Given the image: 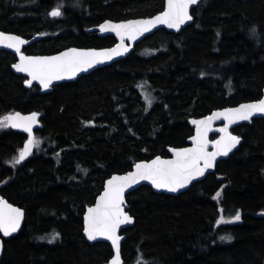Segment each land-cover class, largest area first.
<instances>
[{
	"label": "trees",
	"instance_id": "16d2710c",
	"mask_svg": "<svg viewBox=\"0 0 264 264\" xmlns=\"http://www.w3.org/2000/svg\"><path fill=\"white\" fill-rule=\"evenodd\" d=\"M163 3L0 0V31L39 34L24 52L54 54L103 45L84 31L105 20L154 16ZM57 5L63 14L51 17ZM192 17L179 33L159 30L125 59L48 94L25 89L10 69L14 57L0 52V117L37 111L42 124L34 135L39 148L15 167L10 162L26 136L0 134V194L25 216L20 232L3 240L0 264L107 262L111 248L82 235L84 210L105 180L137 161L167 157L168 147L186 146L188 118L261 98L264 0H202ZM141 85L155 98L151 107ZM231 133L242 139L238 149L189 190L169 196L141 187L126 197L134 225L123 232V264H264V119ZM237 211L239 221L217 225ZM227 235L232 239H220Z\"/></svg>",
	"mask_w": 264,
	"mask_h": 264
},
{
	"label": "snow or ice",
	"instance_id": "6c2138e0",
	"mask_svg": "<svg viewBox=\"0 0 264 264\" xmlns=\"http://www.w3.org/2000/svg\"><path fill=\"white\" fill-rule=\"evenodd\" d=\"M199 2L200 0H165L163 10L151 18L127 20L120 23L105 21L99 25L100 32H114L120 39V43L114 48L102 50L69 48L53 56H26L21 51V46L27 41L18 35L4 32H0V45L14 49L19 55V61L13 64V68L17 72L27 73L30 79L25 80L26 85L31 86L33 81H38L43 89H48L53 81L71 79L80 72L87 71L95 65L127 52L128 47L124 42L126 38L135 40L138 36L150 32L157 25H166L168 28L179 30L181 25L193 20L189 11L190 7ZM61 7L57 5L49 15L54 18L61 16L63 14ZM143 95L146 105L151 107L155 98L147 92ZM256 114H264V98L240 104L235 108L213 112L210 116L200 120H192L191 123L196 125V134L191 137V147L171 148L172 159H161L157 156L151 161L136 163L134 170L125 175H113L107 180L103 194L99 196L95 206L88 207L85 213L83 230L90 241L103 237L111 242L114 255L109 260V264H122L121 237L117 234V230L122 224L132 222V217L122 207L125 190L140 181H149L154 188L166 189L169 192H176L186 187L197 177L203 176L207 169L212 168L218 156H227L240 143V137L228 131L229 125L237 121H250ZM38 116L36 112L27 116L16 112L0 117V128H18L28 134V139L23 148L19 150L18 156L10 162L13 167L30 156L34 148H39L40 141L33 135V125L37 123ZM221 117L227 123L218 130L223 135L220 139L212 141L214 151L210 152L208 132L211 130L212 122ZM219 196L220 193L217 192L214 199ZM23 217L24 212L21 208L14 207L5 199L0 198V233L3 236L8 237L15 233L20 228ZM240 219L241 213L237 211L235 216L231 217V221H224L221 217L217 220V225ZM58 236L59 233L52 234L49 243ZM220 239L231 240L232 237L227 235Z\"/></svg>",
	"mask_w": 264,
	"mask_h": 264
},
{
	"label": "water",
	"instance_id": "95a60500",
	"mask_svg": "<svg viewBox=\"0 0 264 264\" xmlns=\"http://www.w3.org/2000/svg\"><path fill=\"white\" fill-rule=\"evenodd\" d=\"M201 1H202V0H200V2H201ZM200 2H199V3H200ZM199 3H198V4H199ZM198 4H197V5H198ZM164 5H165V0H164V3H163V8H164ZM197 5H194V6L190 7V10H189V11H190V15H191V16H192V10H193ZM157 14H158V13H157ZM157 14H156V15H157ZM154 16H155V15H154ZM151 17H153V16H151ZM151 17H147V18H151ZM137 19H142V18H137ZM129 20H135V19H129ZM106 21H111V22H113V23H120V22H123V21H112V20H106ZM125 21H127V20H125ZM192 21H193V20L186 22L184 25H181L179 30H178V29H175V28H168L166 25H157V26H156L155 28H153L150 32H147V33H145V34L142 35V36H138L135 40H128V39L126 38L124 42H125V44H126L127 47H128V51H127V52H124L122 55H119V56H114L113 59L108 60V61H105V62L102 63V64L95 65L93 68H91V69H89V70H87V71L80 72V73H78L75 77H73V78H71V79L65 78V79H63V80L53 81V82H52V86H50L48 89H43V88L39 85V82H38V81H33V83H32L31 86L26 85V84H25V81H24V82H23V87H24L25 89H28V90L31 89L32 87H37V88L39 89V91H40V94H48V93H50V92L52 91V89H53L55 86H58V85L63 84V83L74 82V81H76L79 77H81V76H83V75H87V74L93 72L94 70H96V69H98V68H102V67H105V66H109V65H111V64H113V63H115V62H117V61H120V60L125 59V58H126L127 56H129L130 53L134 50V48L136 47V45H138L142 40H144L146 37L151 36V35L154 34L155 32H157V31H159V30H165V31H167V32H169V33L177 34V33H179L181 30H183L185 27L189 26V25L192 23ZM104 22H105V21H103V22L100 23V24H103ZM100 24H99V25H100ZM99 25L96 26V27H92V28L87 29L86 32H87V33L97 32V35H98L99 37H105V36L113 37V39L115 40V43H114V45L111 46V47L101 48V49H95V50H102V49L114 48L117 44L120 43V39H119V37H117L116 34H115L114 32H103V33L100 32V30H99ZM0 32H3V31H0ZM4 33H6V34H12V33H7V32H4ZM14 35H16V34H14ZM20 37H21V36H20ZM21 38L24 39L25 41H27L26 44H24V45L21 46V51H22L23 54L26 55V56H41V57H42V56H53V55H57V54H59V53L62 52V51H66L67 49H69V48H66V49L61 50V51H59V52H57V53H54V54H44V55H41V54H26V53L24 52V48L27 47V46H29V45H31V44H33V43H35L36 41H38V40L40 39V35L37 34V35H35V37H32V38H23V37H21ZM70 48H75V47H70ZM77 49H84V50H87V49H91V48H77ZM92 49H93V48H92ZM1 51H2V52H7V53H11V54H13V55L16 57V62H15L14 64L18 63V61H19V55L15 52L14 49H9V48H6V47L0 45V52H1ZM11 71H12V73H14V74L17 75V76H22V77H24L25 80H26V79H30V78L27 76V73L17 72L16 69L13 68V64L11 65ZM261 98H264V86H263V89H262V96H261ZM261 98H260V99H261ZM260 99H259V100H260ZM257 101H258V100H257ZM252 102H255V101H252ZM246 103H251V102H244V103H241V104H246ZM239 105H240V104H238V105H236V106L225 107V108H235V107H238ZM225 108L214 110V111L210 112L209 114H207V115H205V116L196 117V118H194V117L189 118L188 121H187V123H188L189 127L192 129V135L187 139V141H186V142H187V145L184 146V147H181V148H188V147H191V146H192V140H191V137L194 136V135L196 134V125H194V124L191 123L192 120H200V119H203L204 117L210 116L213 112H216V111H222V110L225 109ZM33 112H36V113L39 114V116H38V118H37V123L33 125V135H35V133H36L37 131H39V130L41 129V127H42L41 120H40V118H41L40 113L37 112V111H32V112H29V113H21V112H19V113H21V115H23V116H27V115H30V114L33 113ZM15 113H16V112H15ZM255 119H264V114H256V115H255L250 121H237L236 123H233V124L229 125V127H228V131L231 133V131H232L234 128L240 127V126H242V125H249V124H251V122H252L253 120H255ZM226 123H227V121H225V120L223 119V117H221V118L218 119V120H214V121L212 122L211 130L208 132V140H209L208 150H209L210 152H211V151H214V148H213V146H212V141H215V140L220 139L221 135H223V134L220 133L218 130H219L220 128L224 127ZM11 129H12L13 132H16V133H20V134L25 135V136H26V140H25V142L27 141V139H28V134H27L26 132H24L22 129H18V128H11ZM231 134H232V133H231ZM214 135H215L216 137H215L214 139L211 140V139H210L211 136H214ZM232 135H234V134H232ZM235 136H236V135H235ZM25 142L23 143V146H24ZM241 142H242V139L240 138V143H239V144H238V145H237V146H236L231 152H229V154H228L227 156H218V157L216 158V161L214 162V166H213L212 168H210V169H207V170L205 171V173H204L203 176H199V177H197V178L194 179L191 183H189L186 187L181 188V189H179V190L176 191V192H169V191L166 190V189H156V188H154V187L151 185V183H150L149 181H140L138 184H135V185H133L131 188L126 189V190H125V195H124V205L122 206L123 209H124V211L127 212V214L130 216V214L128 213V210H127V209H128V206H127V203H126V197H127L129 194H131L132 192L136 191L137 189H139V188H141V187H148V188H150V189H151L154 193H156V194H164V195H169V196H178L179 194L184 193L185 191L189 190L190 187H191L192 185H194L195 183H198L199 181L203 180L207 175L213 174V173L215 172L216 165H217L220 161H225V160H227V159L229 158V156L232 155V153H234V152L238 149V147L240 146ZM23 146H22V148H23ZM171 148H173V147H168V148H167V153H168V156H167V157H162V156H159V157H161V159H172V158H173V154H172V152L170 151ZM155 157H157V156H155ZM155 157H154V158H151L150 160L137 161V162H135V163L132 165L131 169H130L129 171H127L126 173H122V174H113V175H120V176L125 175V174H127L128 172H131V171L134 170V165H135L136 163H139V162H148V161H151L152 159H155ZM27 158H28V157H27ZM27 158H26V159H27ZM26 159H25V160H26ZM25 160H24V161H25ZM113 175H111L109 178H107V179L105 180V182H104V184H103L102 191H101L100 194L96 197L94 203H93L92 205L87 206V207L85 208L84 213H83V217H82V218H83V222H82V224H83V229H84V216H85V213L87 212L88 207H93V206H95V204H96V202H97V199H98L99 196H101V195L103 194V192H104V188H105V184H106L107 180H109ZM0 198H2V197L0 196ZM8 203H9V202H8ZM13 206H14V207H17V206H15V205H13ZM23 212H24V211H23ZM24 218H25V217H23V219L21 220L20 228H19L15 233H12L11 236L5 237V236H3L2 233H0V260H1V258H2V255H3V249H4V246H3V240H2V239H8V238H11V237L16 236V235L20 232V230H21V227H22L23 222H24ZM133 225H134V219L132 218V222H131V223L122 224V225L120 226V228L117 230V234L121 237V248H122V244H123V242H124V240H125V234H124L123 232L126 231L128 228L132 227ZM82 235H83L84 239L86 240V242L89 243V244H94V243H105V244H107V245L111 248L112 256L114 255V250H113V248H112V246H111V242H110V241L104 239L103 237H98L95 241H90V240H88L86 234L84 233V230H82ZM111 258H112V257H111ZM111 258H110V259H111ZM110 259H109V260H110ZM109 260H108L107 262H105V263H102V264H109ZM121 261H122V264H123L122 256H121Z\"/></svg>",
	"mask_w": 264,
	"mask_h": 264
},
{
	"label": "flooded vegetation",
	"instance_id": "af4514ba",
	"mask_svg": "<svg viewBox=\"0 0 264 264\" xmlns=\"http://www.w3.org/2000/svg\"><path fill=\"white\" fill-rule=\"evenodd\" d=\"M51 17H52V16H51ZM100 23H102V22H100ZM100 23H99V24H100ZM99 24H97V25H95V26H93V27H96V26H98ZM90 28H92V27H90ZM88 29H89V28H88ZM86 30H87V29H86ZM86 30L84 31V33H86V34H93L95 38L100 39V40H105V41L103 42L104 44L106 43L107 38L110 37V36L99 37V36L97 35V32L87 33ZM34 37H35V36H34ZM110 38H113V37H110ZM40 39H41V35H40ZM40 39H39V40H40ZM39 40H38V41H39ZM113 40H114V39H113ZM38 41H36V42H38ZM36 42H35V43H36ZM114 43H115V40H114ZM104 44H103V45L93 46V47H75V48H91V49L93 48V49H101V48L111 47V46L114 45V44H113V45H111V46H106V44H105V45H104ZM31 45H32V44H31ZM29 46H30V45H29ZM27 47H28V46H27ZM25 48H26V47H25ZM25 48H24V49H25ZM69 48H70V47H69ZM1 52H2V51H1ZM4 53H6V52H4ZM8 54H10V55H12V56L14 57V58H13V62H12V64H14V63L16 62V57H15L13 54H11V53H8ZM12 64H10V69H11V65H12ZM111 65H112V64H111ZM111 65H109V66H111ZM105 67H108V66H105ZM105 67H102V68H105ZM102 68H98V69H96V70H99V69H102ZM96 70H94V71H96ZM94 71H93V72H94ZM91 73H92V72H91ZM13 74H14V73H13ZM89 74H90V73H89ZM14 75H15V74H14ZM87 75H88V74H87ZM16 76H17V75H16ZM83 76H86V75H83ZM18 77H21V78L23 79V82L25 81V78H24V77H22V76H18ZM81 77H82V76H81ZM79 78H80V77H79ZM23 82H22V84H23ZM74 82H75V81H74ZM69 83H70V82H69ZM36 88H37V87H36ZM37 89H38V88H37ZM38 91H39V89H38ZM39 93H40V91H39ZM13 113H15V112H13ZM40 115H41V114H40ZM40 119H41V118H40ZM8 129H10V130L12 131L11 127H7L5 130H0V134L3 133L4 131L8 130ZM24 142H25V141H24ZM186 143H187V142H186ZM22 146H23V144H22ZM21 148H22V147H21ZM21 148H20V149H21ZM31 155H32V154H31ZM31 155H30V156H31ZM30 156H28V158H29ZM28 158H27V159H28ZM27 159H26V160H27ZM26 160H25V161H26ZM25 161H22V162H25ZM11 165H12V164H11ZM0 196H1L3 199H5L7 202H9V201H8L6 198H4L1 194H0ZM9 203H10V202H9ZM10 204H11V203H10ZM12 205H13V204H12ZM24 217H25V216H24ZM2 240H4V239H2Z\"/></svg>",
	"mask_w": 264,
	"mask_h": 264
},
{
	"label": "rangeland",
	"instance_id": "374dc122",
	"mask_svg": "<svg viewBox=\"0 0 264 264\" xmlns=\"http://www.w3.org/2000/svg\"><path fill=\"white\" fill-rule=\"evenodd\" d=\"M140 91H141V93H142V95H143V93L144 92H147V93H150V91L148 90V88H147V86H145V85H143V87H141L140 86ZM151 95V94H150ZM143 98H144V95H143ZM146 103V102H145ZM154 103V102H153ZM153 103H152V105H153ZM151 105V106H152ZM4 116H6V115H4ZM4 116H1V117H4ZM6 128H0V130H5Z\"/></svg>",
	"mask_w": 264,
	"mask_h": 264
},
{
	"label": "bare ground",
	"instance_id": "6f19581e",
	"mask_svg": "<svg viewBox=\"0 0 264 264\" xmlns=\"http://www.w3.org/2000/svg\"><path fill=\"white\" fill-rule=\"evenodd\" d=\"M13 34V33H12ZM19 36V35H18ZM22 37V36H21ZM24 38V37H23ZM190 118H192V117H190ZM194 118H196V117H194ZM189 119V118H188ZM188 121V120H187Z\"/></svg>",
	"mask_w": 264,
	"mask_h": 264
}]
</instances>
